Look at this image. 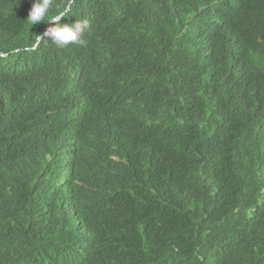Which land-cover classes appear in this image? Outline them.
Returning a JSON list of instances; mask_svg holds the SVG:
<instances>
[{"label": "trees", "instance_id": "16d2710c", "mask_svg": "<svg viewBox=\"0 0 264 264\" xmlns=\"http://www.w3.org/2000/svg\"><path fill=\"white\" fill-rule=\"evenodd\" d=\"M33 3L0 0V264H264V0H74L86 45L34 55Z\"/></svg>", "mask_w": 264, "mask_h": 264}, {"label": "clouds", "instance_id": "9594fccd", "mask_svg": "<svg viewBox=\"0 0 264 264\" xmlns=\"http://www.w3.org/2000/svg\"><path fill=\"white\" fill-rule=\"evenodd\" d=\"M72 3H74V0H67L62 7H57L56 11L53 12L55 0H34L27 21L31 25L37 22H45V24L41 33L35 36V42L24 49L26 52L34 55L35 50L42 42L49 41L60 48L70 44L86 45L85 34L91 28L89 19L77 18L74 23H61L62 18L71 15Z\"/></svg>", "mask_w": 264, "mask_h": 264}]
</instances>
